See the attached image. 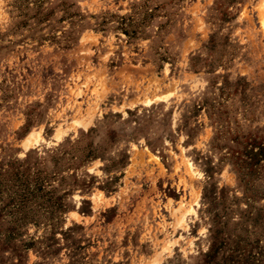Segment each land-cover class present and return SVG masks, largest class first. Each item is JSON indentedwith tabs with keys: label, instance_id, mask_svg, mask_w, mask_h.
<instances>
[{
	"label": "rangeland",
	"instance_id": "374dc122",
	"mask_svg": "<svg viewBox=\"0 0 264 264\" xmlns=\"http://www.w3.org/2000/svg\"><path fill=\"white\" fill-rule=\"evenodd\" d=\"M0 264H264V0H0Z\"/></svg>",
	"mask_w": 264,
	"mask_h": 264
},
{
	"label": "bare ground",
	"instance_id": "6f19581e",
	"mask_svg": "<svg viewBox=\"0 0 264 264\" xmlns=\"http://www.w3.org/2000/svg\"><path fill=\"white\" fill-rule=\"evenodd\" d=\"M34 136V135H33ZM30 140V139H29Z\"/></svg>",
	"mask_w": 264,
	"mask_h": 264
}]
</instances>
